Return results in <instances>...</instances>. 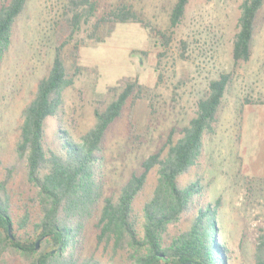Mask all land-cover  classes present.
Wrapping results in <instances>:
<instances>
[{
	"label": "rangeland",
	"instance_id": "374dc122",
	"mask_svg": "<svg viewBox=\"0 0 264 264\" xmlns=\"http://www.w3.org/2000/svg\"><path fill=\"white\" fill-rule=\"evenodd\" d=\"M7 0H0V5ZM119 0H98L97 13ZM140 10L156 27L167 29L169 12L175 0H126ZM243 0H189L184 18L173 30L166 55L155 37L139 23L103 25L98 38L82 25L75 38L83 39L78 63L82 66L72 86L64 91L58 117L45 120L49 142L58 124L77 139L92 127L98 101L112 97L108 87L127 76L146 88V96L134 104L127 102L120 116L106 131L100 166L104 195L117 194L130 172L139 167L172 125L183 126L196 109L210 79L220 71L234 69L231 83L218 111L215 133L204 135L201 152L190 171L181 175L179 185L196 181L201 195L196 206H215V237L227 248L226 264H254L258 229L264 226V3L260 7L248 61L235 64L232 45L238 30L237 19ZM63 0H28L15 19L10 43L0 63V182L6 167L14 164V147L21 123V111L30 100L39 79L53 56L51 23L62 11ZM188 42L186 58L178 56L180 40ZM70 45H67L68 52ZM67 64L70 60L67 59ZM160 75V77H159ZM251 99L252 102H246ZM129 120L134 133L129 132ZM131 134L133 136H131ZM157 173H152L133 202L140 232L142 207L151 194ZM13 230L27 239L31 225L41 216L37 187L27 180L23 166L9 179ZM101 203H99V207ZM29 212L24 229L17 221ZM193 212L182 214L167 225L160 245L167 246L189 225ZM96 216L87 219L78 239L77 251H91L104 262L132 264L133 250L112 254L96 244ZM29 256L19 250L0 255V264H30L42 246L41 239ZM173 264V263H168Z\"/></svg>",
	"mask_w": 264,
	"mask_h": 264
},
{
	"label": "trees",
	"instance_id": "16d2710c",
	"mask_svg": "<svg viewBox=\"0 0 264 264\" xmlns=\"http://www.w3.org/2000/svg\"><path fill=\"white\" fill-rule=\"evenodd\" d=\"M27 1L7 0L0 5V63L8 49L15 19ZM188 3L189 0H175L169 12V26L161 29L126 0L117 1L101 13H97L98 0H63L60 15L51 23L54 45L51 63L21 111L14 147L16 162L6 167V176L0 182V255L19 250L29 256L36 241L41 239L39 253L30 264H116L111 260L103 263L93 251L82 255L76 249L84 222L96 216V244L109 248L112 254L130 247L132 264H226L227 248L215 237L214 218L219 203L196 206L195 200L202 194L197 180L183 185L177 180L195 164L203 136L215 133L218 111L234 69L220 71L209 80L188 122L169 128L155 149L130 172L116 195L103 194L100 172L103 141L110 124L120 116L127 102L134 104L146 96L147 88L137 79L124 76L108 87L112 97L98 101L94 107V124L79 138L71 137L68 129L58 124L54 136L46 141L45 120L60 115L64 91L73 85L82 68L78 57L83 39L75 38L82 25L90 23L87 36L98 38L103 25L139 23L159 44L160 61L173 41V30L184 18ZM263 3L264 0H243L240 5L231 51L235 64L251 57L256 17ZM67 45H70L68 52ZM187 45L186 39L180 40V58H186ZM134 127L129 120L130 133H134ZM21 165L27 180L37 187L41 209V216L31 225L27 239L12 232L14 215L8 185L13 171ZM152 173H157V178L151 196L143 204L138 232L133 202ZM191 211L193 215L186 229L162 247V231ZM28 221L26 211L17 221L19 228L24 229ZM253 262L264 264V226L258 229Z\"/></svg>",
	"mask_w": 264,
	"mask_h": 264
},
{
	"label": "water",
	"instance_id": "95a60500",
	"mask_svg": "<svg viewBox=\"0 0 264 264\" xmlns=\"http://www.w3.org/2000/svg\"><path fill=\"white\" fill-rule=\"evenodd\" d=\"M35 244H36V246H35V247H37V245H38L37 241H36V243H35Z\"/></svg>",
	"mask_w": 264,
	"mask_h": 264
}]
</instances>
